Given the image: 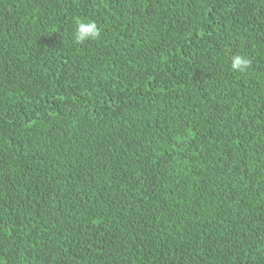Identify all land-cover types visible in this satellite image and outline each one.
<instances>
[{
    "label": "trees",
    "instance_id": "1",
    "mask_svg": "<svg viewBox=\"0 0 264 264\" xmlns=\"http://www.w3.org/2000/svg\"><path fill=\"white\" fill-rule=\"evenodd\" d=\"M0 264H264V0H0Z\"/></svg>",
    "mask_w": 264,
    "mask_h": 264
},
{
    "label": "clouds",
    "instance_id": "2",
    "mask_svg": "<svg viewBox=\"0 0 264 264\" xmlns=\"http://www.w3.org/2000/svg\"><path fill=\"white\" fill-rule=\"evenodd\" d=\"M100 37V29L93 21L80 20L76 24L74 41L83 44L86 41L97 40ZM250 65V60L243 55H235L231 58L230 67L233 71L243 72Z\"/></svg>",
    "mask_w": 264,
    "mask_h": 264
}]
</instances>
